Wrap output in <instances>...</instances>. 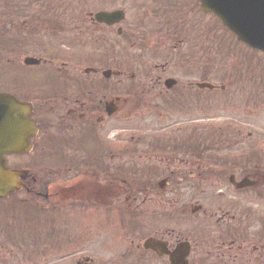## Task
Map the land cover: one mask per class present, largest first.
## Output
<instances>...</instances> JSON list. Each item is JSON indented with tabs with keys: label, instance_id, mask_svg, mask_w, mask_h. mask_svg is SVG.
Returning <instances> with one entry per match:
<instances>
[{
	"label": "flooded vegetation",
	"instance_id": "obj_1",
	"mask_svg": "<svg viewBox=\"0 0 264 264\" xmlns=\"http://www.w3.org/2000/svg\"><path fill=\"white\" fill-rule=\"evenodd\" d=\"M117 2L121 4L118 8L87 13L75 28L67 27L69 18L61 19L56 13L46 17L47 30L53 34L77 31L98 36L92 66L81 70L67 59H41L37 65L26 66L38 70L27 84L17 81L10 91H0L27 105L32 124L31 149L6 156L8 169L28 175L25 179L20 176V190L0 199V264H19V253L6 250L5 242L16 249L20 246L21 207L38 210L43 199L50 202L44 204L46 208L52 209L54 198L66 211L93 214L94 231L62 243L63 254L68 244L77 248L83 241L98 249L70 253L79 258L76 264H173L171 255L175 254L187 264H264V119L260 120L264 115V73L258 59L262 53L233 43L239 48L237 73H225L220 88L210 89L213 14L203 9L200 0ZM115 11L124 13L119 23L96 20L98 13ZM138 19L141 30L132 33L134 37L129 34L127 42L146 58L139 68L129 66L136 69L127 76L126 95L120 96L116 78L126 77V73L115 69V45L106 36L113 34L121 40L128 34V23L138 24ZM194 45L197 56L191 58L185 52L181 58L183 49L192 52ZM154 58L166 62L153 63L150 59ZM207 93H221L226 105L216 132L206 124L196 136L182 139L177 135L117 139V116L126 105L131 111L125 118L131 119L135 111L161 115L174 106H179L177 111L191 108ZM131 98L137 100L135 106H131ZM55 180L61 184L54 193ZM187 185L190 191L199 187L202 196L214 193L201 202L193 191L188 220L178 218L180 209L174 211V225L189 223L188 237H181L175 229L165 232L158 224L165 220L162 211L167 210L163 194L171 186L173 194L177 189L184 194ZM117 213L124 217L121 230L127 233L124 240H131V250L108 256L101 252L107 248L102 243L112 242ZM148 214L154 221L147 224L156 223V228L146 233L142 222ZM63 231L47 230V250L53 239L56 243L65 239ZM150 240L157 241L156 249L147 247ZM105 257L109 260L96 261Z\"/></svg>",
	"mask_w": 264,
	"mask_h": 264
},
{
	"label": "rangeland",
	"instance_id": "obj_2",
	"mask_svg": "<svg viewBox=\"0 0 264 264\" xmlns=\"http://www.w3.org/2000/svg\"><path fill=\"white\" fill-rule=\"evenodd\" d=\"M111 5L112 7H109ZM120 6L121 4L117 2V0H41V2H36V0H0L1 38L4 34L11 32V35H4V40L2 41V44H7L11 50L0 51V91H10L13 89L17 81H21V84L24 86V83L27 84L28 77L31 74L34 75L38 73V70H29L24 66V59L27 56L38 59H67L68 62L73 63L75 66H79L81 70H85L87 67L92 66V63L95 60L96 50L93 45L96 43L98 38L97 35L88 32L78 33L77 31H70L68 34H52V32L46 30V27H44L43 24L37 23L36 21L35 26H38L36 27L38 32L35 31L33 34H29V32L26 33L21 29V27L24 26V23L28 20L26 19V16L32 14L35 19L43 18L46 21V17H50L49 13L53 12L58 14L61 19L69 18L67 27L70 26L75 28L81 24L83 21L82 17L87 13H96L99 9L118 8ZM11 18H14V29L10 24L12 21ZM212 22L211 52L209 51V59L211 61L212 80L215 85L221 86L224 83L223 75L225 73H237L239 48L237 47V49H235L233 46V42L236 43L235 38L224 28V26L220 25L215 19L212 20ZM130 23L131 22L128 23V27H125L126 33L128 34L124 35L121 40L116 38V35L113 34L106 36L112 40L115 45L117 55L115 69L126 73V77H123L124 79L121 77L116 78L117 95L120 96L126 95V91L128 90L126 82L130 71L139 68L138 65L146 58L140 50L131 49V46L127 42L129 34L132 36V33H137V30L140 32L142 21L141 19H138V24H136L135 21L132 26ZM23 28L24 30L27 29L26 27ZM24 34H27L29 38ZM23 35L24 38L27 39L26 45L28 46H24L22 49L21 37ZM195 47L197 46L194 45L192 47V52H189L187 47H185L180 54L181 58H184L183 54L185 52L191 54V58L196 57L197 53L193 52ZM258 59L260 60V63H262L260 64V69H262V73H264V57L259 56ZM150 60H153V63H158L159 61L160 64L166 62L164 58H160V60L155 58ZM133 64L136 68L129 67ZM260 69L258 74H260ZM139 73L142 75L144 74L143 71H139ZM129 100L131 106L136 105V99L131 98ZM122 107H124V104H122ZM177 107L179 106H174L172 111L169 110L168 113H163L161 115L152 113L144 114L135 111L136 113L133 112L134 114L131 115L132 118L130 119L124 117L127 113L130 114L131 111V107L126 105L120 116H117V139L122 140L133 137H136V139L155 138L157 136L160 138H173L176 135L179 136V139H182L192 135L196 136L198 131L202 130V127L206 124H211V127L209 128L216 132L222 123L221 120L224 116V108H226V105L224 104V98H222L221 93H212L211 95H208L207 93L203 94L202 99L197 102L196 105H191V108L185 106L187 109L184 108V111H177L175 110ZM230 116L231 114L225 115V117ZM205 119H211L208 121H211V123H206ZM263 119L264 115L260 120ZM194 124L198 125L194 126ZM261 128L264 129V126ZM216 137L217 136L215 135V138ZM60 184V180H55L51 191L54 193L55 191H59ZM197 188L198 189L192 190L196 192V199L199 196V199L197 200L201 202H206L207 200H204L205 197H211L214 193L212 191L209 192L208 195L202 196L203 194L199 191V187ZM172 190L171 186L169 192L163 194L165 201L163 202L164 204H167V207L164 208L167 210L162 211L164 213L162 216L165 220L160 222L158 226L164 228V230H166L165 232L173 231L175 229V234L177 233L181 237H188L189 223L178 222L179 226L177 227L174 225L176 222L173 223L171 220L176 217L174 211L179 209L180 216L178 218H180V220L189 219V208L194 202L195 193L190 191L188 185L184 188V194L183 191L180 192L179 189L173 194ZM23 199L25 200V196H22V200ZM155 200L157 199L155 198ZM52 201V209L46 208V205L50 202H46L43 199L38 202L40 203L38 210L29 205H26L25 208L23 206L21 207L20 246L16 249L5 242L6 250H14L19 253V264H76L79 261V258H75L76 256L71 257L70 253H76L80 250H98L90 245L85 246L83 241L77 244V248H71L68 244V250L63 254L65 247H62V243L64 244V242L66 243L68 241L73 242L76 237L81 236L84 232L87 234L88 232L95 230L91 219L93 218V214L78 209H69L66 211L65 207L62 208V206H59L55 198L52 199ZM215 202H219V200ZM45 203L46 205H44ZM123 218L124 217L117 213L116 234L111 243H102L107 248H103L102 250L104 251L101 252H106L108 256L110 254H122L125 250H131L128 248V243L130 244L131 240L129 237L127 238L129 242L124 240L127 237V233L124 234L125 232L123 233L121 230L122 224H124L122 223ZM143 218L142 223L145 224L146 233L155 230L156 223L153 224L154 226L147 224H152V221H154L151 219L152 216L148 214L147 217ZM48 223L52 227L48 226ZM54 228H57L60 231L64 229L61 237H64L65 239L57 243L55 242L56 240L53 239L47 250V241L49 240L46 236L47 230ZM137 239L138 241H141L143 238L139 237L138 234ZM54 247L58 248L54 249ZM98 260L108 261L109 258L105 257L97 259L96 261ZM110 260L113 259L111 258Z\"/></svg>",
	"mask_w": 264,
	"mask_h": 264
},
{
	"label": "water",
	"instance_id": "obj_3",
	"mask_svg": "<svg viewBox=\"0 0 264 264\" xmlns=\"http://www.w3.org/2000/svg\"><path fill=\"white\" fill-rule=\"evenodd\" d=\"M206 12H212L233 32L240 41L264 52V0H201ZM97 20L113 25L124 19L122 12L101 13ZM39 60L27 58L28 66L39 64ZM212 89V86H209ZM27 105L20 104L8 94L0 93V198L8 197L20 190V176L26 171H11L6 167V156L24 153L31 149L29 138L32 124L28 120ZM157 241L150 240L147 247L156 249ZM152 245V247H150ZM173 264H187L185 258L171 255Z\"/></svg>",
	"mask_w": 264,
	"mask_h": 264
},
{
	"label": "trees",
	"instance_id": "obj_4",
	"mask_svg": "<svg viewBox=\"0 0 264 264\" xmlns=\"http://www.w3.org/2000/svg\"><path fill=\"white\" fill-rule=\"evenodd\" d=\"M36 2H41V0H36ZM27 18L26 19H28L27 20V22H25L24 23V26H22L21 27V29L24 31V32H26V33H28L29 32V34L31 33V34H33L35 31H37L38 32V30L36 29V27H38V26H35L36 24H35V18H34V16L31 14L30 16H26ZM13 19L14 18H11V22H10V24L12 25V27H13V29L15 28V26H14V21H13ZM43 23V22H42ZM23 27H26L27 29H25L24 30V28ZM4 35H11V32H9V33H7V34H4ZM4 35L2 36V38H1V35H0V38L2 39H0V46H1V50L0 51H6V50H11V48H9V46L7 45V44H2V41L4 40ZM26 37H28L29 38V36L27 35V34H24ZM24 35L21 37V40H22V49H23V47L25 46V47H27L28 45H26L27 44V42H26V40L27 39H25L24 38Z\"/></svg>",
	"mask_w": 264,
	"mask_h": 264
}]
</instances>
